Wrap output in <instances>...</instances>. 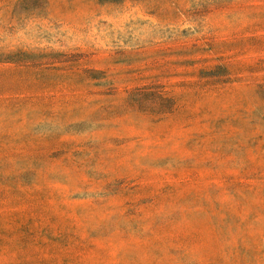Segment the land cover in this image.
<instances>
[{"label": "rangeland", "instance_id": "rangeland-1", "mask_svg": "<svg viewBox=\"0 0 264 264\" xmlns=\"http://www.w3.org/2000/svg\"><path fill=\"white\" fill-rule=\"evenodd\" d=\"M0 264H264V0H0Z\"/></svg>", "mask_w": 264, "mask_h": 264}]
</instances>
